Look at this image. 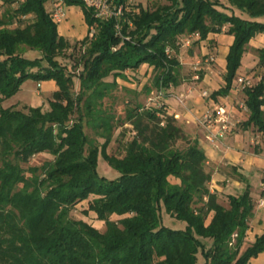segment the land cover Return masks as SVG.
<instances>
[{
  "label": "trees",
  "instance_id": "trees-1",
  "mask_svg": "<svg viewBox=\"0 0 264 264\" xmlns=\"http://www.w3.org/2000/svg\"><path fill=\"white\" fill-rule=\"evenodd\" d=\"M6 1L0 13V264H196L199 255L202 264H248L264 249V232L252 242L245 237L256 202L248 177L232 165L244 185L227 194V205L220 202L209 189L204 148L165 111L164 101L169 87L182 83L176 39L195 31L204 39L225 25L234 38L225 84L210 96L232 89L249 40L264 31V0L133 1L109 20L94 19L82 1L64 0L81 5L87 24H96L92 37L75 40L59 34L48 0ZM255 51L263 65L264 45ZM142 63L152 69L145 93L156 88L162 95L153 105L126 102L122 121L134 133L120 153L109 154L115 114L103 98L118 86L117 77L126 79ZM29 78L55 80L45 107L9 101ZM242 92L248 116L241 127L264 138V75ZM43 153L48 157L30 164ZM99 155L118 170L115 176L97 170ZM84 200L104 220L103 229L72 214ZM164 213L182 223L166 224Z\"/></svg>",
  "mask_w": 264,
  "mask_h": 264
},
{
  "label": "crops",
  "instance_id": "crops-1",
  "mask_svg": "<svg viewBox=\"0 0 264 264\" xmlns=\"http://www.w3.org/2000/svg\"><path fill=\"white\" fill-rule=\"evenodd\" d=\"M51 1H47L48 7ZM65 16L61 22L57 23L59 34L71 40L81 39L87 34L88 24L81 5L67 3ZM233 40V35L227 31V25H225L220 31H210L206 38L195 40L189 47L178 48L177 54L181 64L182 83L177 86H170L164 95V101L166 110L176 116V120L180 122L182 129L191 134V137L199 140L207 154L208 163L212 165L230 163L236 166L238 170L244 171L246 176L250 177L254 175V179H257L255 186L251 185V189L254 187L256 190H251V194L254 196L256 202L253 207L254 213L249 219V227L245 235L248 242H252L257 235L264 232V147H257L258 152L251 150L252 146L249 145V129H241L240 131L233 129L227 133L220 146L214 147L205 138L202 127L197 124L199 114L212 102L228 101L231 103L240 96L241 92L234 93L232 89L226 95H218L217 98L210 96L212 90L218 89L225 84L223 77L226 71V55ZM263 45L264 31L252 35L242 55L237 74L260 73L262 71L264 65L258 64V53L255 49ZM210 53L214 55V60L210 63L204 61L199 65V68L202 69V75L197 80L191 81L193 89L185 92L181 104L176 95L190 86L183 75V70L187 69L185 65L188 67L196 63L201 57L205 59L207 54ZM240 66L244 69H241ZM144 71L147 72L146 77H149L152 73L151 66L142 63L139 68L128 70L127 72L130 74L127 77L130 84L133 85L130 79L131 74L136 73L139 76ZM116 80L120 81L121 79L117 77ZM57 88L56 82L53 79H42L36 82L29 78L12 95L11 99L13 100L11 103L45 106L47 105V99L52 96ZM202 89L210 90L209 97L201 96L200 91ZM171 99L175 101V104L172 103ZM262 108H264V103ZM235 111L239 120H244L248 116V113L245 114L242 110L236 109ZM189 123L194 126V131H190V128L187 129V125L185 124ZM260 201H263V203ZM248 264H264V249L257 256L251 257Z\"/></svg>",
  "mask_w": 264,
  "mask_h": 264
},
{
  "label": "rangeland",
  "instance_id": "rangeland-1",
  "mask_svg": "<svg viewBox=\"0 0 264 264\" xmlns=\"http://www.w3.org/2000/svg\"><path fill=\"white\" fill-rule=\"evenodd\" d=\"M136 3L137 1H139L140 3H142L143 5L146 6H151V4L154 3L155 0H134ZM160 1H164V0H160ZM9 7V3L6 0H0V13L4 11L5 8ZM33 50H27L26 55H28L29 57H32L33 55H35ZM204 62V57L200 58L198 62H196V66H198V68H193V66L195 65H189L184 69L183 71V75L185 76V80L186 82L190 85L189 87H192V82L191 81H195L192 79V75L194 73H198L199 77L202 75V69L199 68V65ZM212 62V61H210ZM209 62V63H210ZM240 65V64H239ZM241 69H244L242 66H240ZM146 73L147 72H143L142 74H140L139 76L134 73L131 74V80L133 82V85L130 84L129 78L126 77V79L120 78V81H117V85L112 88V90L109 92L108 96H105L104 99V106L107 108H111V110H113L114 114H115V118L113 120V127H114V131H113V135L112 138L110 140V143L107 147V152L109 154H118L121 152L122 150V144H123V140L127 139L128 137H130L131 135H133L134 131L133 128L131 127V125L129 123H124L122 121V119L124 118L125 114V104L128 100L130 99H135L137 98L138 101L146 103V105H150V104H155L156 99H159V97H152V100H150L148 97L150 96L147 95L144 91V87H145V83L149 82V77H146ZM198 77V78H199ZM197 78V79H198ZM193 89V88H192ZM207 90V89H206ZM184 92L186 91V89L183 90ZM208 92H210V90H207ZM243 92L240 93V97H243L244 94H242ZM264 94V93H263ZM179 95V92L177 93L176 96ZM184 98V96H183ZM179 99V98H178ZM10 101H12L13 99H9ZM172 103L175 104V101L173 99H171ZM182 104V102H181ZM22 105V104H20ZM159 105V104H158ZM46 106V105H45ZM44 106V107H45ZM165 111L166 108H165ZM169 114L171 113L170 111H167ZM245 114L248 113V111H243ZM244 114V115H245ZM175 116V115H174ZM176 118V116H175ZM237 122H236V126L234 128V130L236 131H240L242 129V125H241V121L237 118ZM177 123L180 125V122L177 120ZM187 125V129L190 128V131H194V126H192L190 123L189 124H185ZM198 127V126H197ZM196 127V129H198ZM85 129L88 133L89 136L93 137L95 134V130L93 128H91L89 125L85 126ZM99 130H101L99 128ZM184 133L191 138V134L187 133L185 130H183ZM250 132V146H252L251 150H255L257 147L260 146L261 144V140H262V136L259 133V131H257L256 129H249ZM259 140V142H255L256 140ZM102 138L99 139V141H101ZM46 157H48V154L43 153V154H35L33 156L30 157V164H39L41 163ZM98 164H97V170L100 173H103L109 177L115 176L118 173V170L113 169L108 163L107 161L103 158V156L99 155L98 156ZM207 167L209 169H211L212 171V176L211 179L209 180V189L213 192L216 191V193L219 195V200L220 202H222L224 205L228 204V193L232 192V193H238L240 191V189L242 188V186L244 185V182L239 181L236 179L237 173L241 172L242 174L244 173V171L242 172L241 170L237 169V173L236 175L233 174L232 172V165L230 163L228 164H219V165H212L211 163L207 164ZM237 168V167H236ZM248 180L250 181L251 185L256 184L257 179H254V175L252 176H247ZM173 178V177H172ZM171 178V180H172ZM239 183H238V182ZM253 191H256L253 187V189H251ZM72 214L75 216H81L83 217L87 222L89 221L91 224H93L95 227L103 229L104 227V220L99 219L97 217V214H95V212L93 210L88 209V200H84L81 202L76 203L75 208L72 211ZM118 216L117 215H113V218L116 219ZM210 218V215L207 216L206 221H208V219ZM164 220L166 222V224L174 226V225H178L179 223H182L181 221L177 220L174 221L173 223V219L167 214L164 213ZM248 242H246L245 244H247ZM196 264H202V257L199 255V258L196 262Z\"/></svg>",
  "mask_w": 264,
  "mask_h": 264
},
{
  "label": "built area",
  "instance_id": "built-area-1",
  "mask_svg": "<svg viewBox=\"0 0 264 264\" xmlns=\"http://www.w3.org/2000/svg\"><path fill=\"white\" fill-rule=\"evenodd\" d=\"M90 9L91 15L94 19H103L109 20L110 18H119L123 15L124 9H129V6L133 3L134 0H123V2H117L116 0H79ZM66 5L67 1L64 0H52L51 4L48 7L49 16L56 23L61 22L66 16ZM24 17V16H23ZM115 28L120 33L119 23H115ZM96 24L93 22L88 25L87 36L92 37L96 31ZM200 39V34L198 31L188 33L185 35H181L176 39V45L178 48L181 47H189L192 45L195 40ZM173 47L170 44H167L165 48V53H172ZM214 60L213 54H207L204 61L210 62ZM197 60L196 62H198ZM264 65V64H263ZM193 68H198L195 65ZM264 75V66L260 73H239L234 78V83L232 86V90L234 93H240L245 88L253 87ZM199 77L198 73H194L192 75V79L197 80ZM193 87H188L185 92H189ZM185 92H180L177 96L179 101L182 102L183 96ZM201 96L209 97V92L206 89H202L200 91ZM162 95L161 89L154 88L150 92V96L148 97L152 100V97H160ZM239 111H248L246 102L243 97H238L236 100H233L231 103L228 101H214L209 106H207L198 116L197 124H199L205 134V138L211 143L212 146L218 147L221 145L225 136L228 132L232 131L235 126L237 120V114L235 110ZM261 134V133H260ZM262 136V134H261ZM255 142H259L257 139ZM264 147V138L262 136L261 144L259 147ZM206 198V196L204 197ZM263 203V201H260ZM236 233H233L232 236H235Z\"/></svg>",
  "mask_w": 264,
  "mask_h": 264
}]
</instances>
